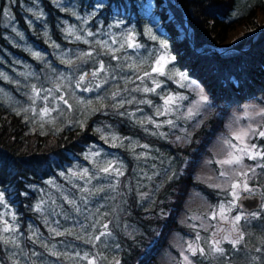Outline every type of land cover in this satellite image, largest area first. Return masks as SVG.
I'll use <instances>...</instances> for the list:
<instances>
[{"label": "trees", "instance_id": "1", "mask_svg": "<svg viewBox=\"0 0 264 264\" xmlns=\"http://www.w3.org/2000/svg\"><path fill=\"white\" fill-rule=\"evenodd\" d=\"M164 2L163 12L156 13L157 19L165 17L164 22L159 28H153L157 41L139 34L152 26L150 18L142 13H128L130 19L126 26L135 28L138 41L147 46L137 54L132 50L121 51L118 44L111 43L113 37L123 39L124 28H110V17L91 15L89 5L93 0H0V72L8 76L7 79L0 77V192L7 204V207L0 204V238L9 239L8 244L0 240V264H88L87 259L80 258L85 253L94 264H115V261L183 264L181 252L195 240L197 232L205 254L201 256L198 252L190 256L193 264H264V213L259 218L241 220L239 228L244 238L237 245L238 250L223 242L225 254L219 255L209 246L216 227L213 212L221 203L226 205L232 200L231 184H243L245 179L216 161L223 159L227 148L224 141L231 138L230 131L236 127V116L243 107L264 108V32L242 37L229 53H220L217 49L238 26L246 31L257 27V14L264 13V0ZM69 27L89 44L66 36L65 30ZM89 30L96 35L87 36ZM161 39L167 41L170 53L176 57L168 69L185 72L190 80L196 81L190 87H178L166 76L158 77L164 83L157 93L188 97L179 101V107L169 115L156 116L155 107L135 101L123 107L113 106L116 101L111 95L116 91L127 99H150L154 105L163 104L158 95L125 91L140 85L139 80L135 84L127 82V78L135 79V73L127 67L122 71L117 68L116 79L110 77L99 93L70 87L71 93L66 91V98L72 109L69 111L67 106L59 104L62 114L53 111L41 119L42 102L38 100L32 105L28 99L31 84L39 86L43 82L46 87H53L54 82L60 83L58 73L68 76L76 70L80 61L73 55L74 51H101L96 46L97 40L108 41V47L117 49V56L131 57L119 63H133L146 58L143 56L146 50L159 51ZM54 44L60 47L57 49ZM34 52H40L44 59L35 58ZM65 52L73 60L71 67L61 62V54ZM95 59L103 60L106 66L109 62L113 67L118 64L109 55ZM48 63L51 68L46 67ZM91 66V61L80 65ZM147 67L143 66L141 74ZM21 73L25 76H20ZM28 73L38 74L39 81ZM145 83L151 86L150 81ZM100 95L104 98L98 99ZM200 95H206L208 103L199 107L197 115L188 118V109L199 101ZM31 107H36V114L24 112ZM56 116L59 118L53 121ZM147 117L162 126L156 128ZM169 119L174 125L165 123ZM252 121L256 127L264 126V117L255 116ZM244 123L240 121L241 125ZM113 134L122 140L116 147L111 146ZM251 143L264 146V138ZM97 150H100L99 157L85 159L86 154ZM139 154L144 155L137 159ZM106 158L122 160L124 175L119 177L115 191L108 189L90 197V215L86 212L77 216L63 199V195L71 198L72 193L79 197L73 184L91 188L106 186L109 181L92 179L90 184H85L84 180L74 179L71 172L87 168L91 174L97 167L95 161ZM256 163L244 159L246 166ZM221 171L228 176H221ZM48 180H53L54 185H49ZM247 183L264 202V168H257L255 175L249 173ZM53 200L74 219L48 216L46 225L41 214L35 211V205L46 202L45 208L55 207ZM238 211L234 209L231 215ZM77 219L87 231L76 223ZM56 220L60 221L61 231L68 230L65 235L54 236L49 232V227L57 226ZM4 221L14 223L16 231L4 233ZM104 224H108L107 230L103 229ZM29 225L38 229L39 239L29 230ZM100 231L111 235L94 243L76 238L77 235L87 238ZM53 251L59 253V258Z\"/></svg>", "mask_w": 264, "mask_h": 264}, {"label": "snow or ice", "instance_id": "2", "mask_svg": "<svg viewBox=\"0 0 264 264\" xmlns=\"http://www.w3.org/2000/svg\"><path fill=\"white\" fill-rule=\"evenodd\" d=\"M164 0H93V3L89 5L92 9L90 13L93 16H96L98 13L104 18L108 19L111 18V23L108 24V27H116V28H124L123 31V39H117L115 37L112 38L111 43L113 45H119V50L126 52L127 50H132V52L139 54L141 49H147V46L143 43H140L137 39L138 32L135 28H130L126 26V21H129L128 13L135 12V13H142L145 17H148L152 20V26L148 27L145 31L140 32V35H147L152 41H157V35L153 34V28H159L163 22L165 17L161 16L160 19L156 18V13L159 10L163 12L165 8ZM5 14L7 11L5 10ZM171 20V17L167 18ZM103 27V24L101 25ZM65 35L68 37L74 36L75 40L82 41L85 44H89L87 39H83L80 35H75V30L72 27H69L65 30ZM96 33L89 30L87 32V36L93 37ZM96 46L101 51H79L73 52V55L76 57L77 60L80 61V65L88 64L90 61L92 62L91 68H82L80 65H77L76 70L68 76H65L63 73L57 74V80L60 81H67L65 83H53V87H46L45 84L42 82L37 86V84L30 85V94L28 95V99L31 101L32 105H36L37 101H41L43 106L40 108L39 115L41 119L45 116H49L51 112H61L62 109L58 107L59 104H63L67 106L68 110L71 111L72 105L69 103V100L66 98V89L71 87L74 90H78L81 92L91 93L97 92L99 93L100 90L104 87V85L109 83V78L111 77L112 80L116 79V70L119 68L121 71L127 67L129 71L135 73V79L127 78V82L134 83L136 80L140 81V85L137 87H133L132 89H125L126 92H142V93H152L154 95H158L161 100H163L162 105H154V102L150 99H140L136 100L135 97L131 99H127L125 97H121L119 91L113 92L111 98L116 101V104L113 106L116 107H123L125 103H132L135 101L137 104H147L149 107H155V115L156 116H163L169 115L173 112L174 108L179 107V101L187 100V96L183 95H173L171 93L163 94L157 93L158 88H162L163 81L158 79L159 76H166L168 80H172L174 83L177 84L178 87H190L196 84V81L190 80L188 75L185 72L173 71L172 69H168V64L173 63L176 60V57L170 53L169 45L166 40L161 39L158 41L159 43V51H145L143 54L146 58H141L137 62L133 63H119V61L123 60L125 62L129 61L131 57L124 55L123 57L117 56L116 52L117 49L108 47V41H99L97 40ZM55 48H59L58 44H54ZM34 57L37 59H44L40 52H34ZM100 55H109L111 56L112 60H117L118 64L113 67L109 62L106 66L103 60L95 59ZM61 62L66 64L67 66L71 67L73 64V60L71 57H68V54L62 53L61 54ZM144 65H148L146 70H143L141 74V69ZM46 67L51 68V64L48 63ZM55 72V69H52ZM76 72H79V75H76ZM103 74V75H101ZM156 74V75H153ZM21 75H24L23 73ZM29 76H35V78L39 81L40 77L36 73H28ZM0 76H3V73H0ZM178 77V79H176ZM7 79V77H4ZM51 80V77L47 78ZM150 81L151 86H149L145 81ZM107 91V89H105ZM60 93L59 96H56L54 93ZM117 97H120L117 100ZM98 99H103L104 96L100 95L97 97ZM79 99V98H77ZM208 103V98L206 95H200L199 101L196 102L193 107L188 109L187 116L191 118L194 115L198 114V109L200 106L206 105ZM194 108L197 111H194ZM31 111L33 114H36L37 109L36 107L25 108L24 112ZM95 111V109H93ZM119 115H125V113H119ZM134 115V114H132ZM245 116L249 119H254L255 117L249 116L248 113H245ZM256 116L264 117V108H261L259 111L256 112ZM149 123L154 124L156 128L161 127V124H157L151 117H147ZM51 122V121H49ZM143 123V121H141ZM166 124L172 126L174 125L173 120L169 119L165 121ZM161 135H164L161 133ZM258 138H264V126L261 127H253L251 124L247 125V127H243L238 129L237 131L232 133L231 139H226L224 141L225 146L228 148L226 158L216 161L219 165H227L233 172H236L238 175L244 177L243 181V191L255 194L256 189L249 187L247 183V179L249 178V173L255 175L257 168H264V146H259L257 143H251L252 140H256ZM127 139V138H125ZM179 139V137H178ZM122 143L120 137L112 135V147L118 146L117 142ZM236 141L237 143H233ZM93 147H96L93 145ZM142 147L147 148V145H143ZM144 154L137 155V159H140ZM90 156L95 159V157L100 156V150L95 152H90L89 154L85 155V159H89ZM245 157L248 160L257 161L254 166H246L244 165ZM95 164L97 165L95 171L93 173H89L87 168H84L81 172H71V176L77 180H84L85 184H90L92 179H108V184L105 186L104 184L100 185H93L91 188L83 185H76L73 184L74 188H77L78 192L80 193L79 197L76 196L75 193L71 194V198L68 195H63L64 201L70 206L72 211L79 215H84L86 212L90 215L91 208L89 205L91 204L90 197L97 196L102 192H105L108 189L113 191L116 190L118 186V180L120 176L124 175V163L122 160L116 159H104L103 161L96 160ZM241 168H246L245 171H239ZM97 173L102 174L97 175ZM60 176H64V172L59 173ZM220 175L223 177H227L228 173L225 171H221ZM151 179V177H149ZM47 183L49 185H54L53 180H48ZM58 187V186H57ZM219 187V185H216ZM240 187V184L232 183L231 184V195L233 200L228 202V207L226 208L225 204L221 203L218 208L219 212H213L212 218L214 219L216 215H219L221 219L225 223H230L231 228L227 231V234L223 235L222 237H217V232H224L225 229L221 228L217 231L212 233L210 237L211 243L210 248L215 254L224 255L225 249L221 247L223 242H227L231 244L233 249H237V245H239L244 236L243 232L239 228V224L241 220L247 221L250 217L259 218L261 213H264V202H258L257 210H253L247 208L246 205L243 203L237 204L236 202L240 200L239 195L235 191ZM58 190L59 187H58ZM79 200V204L78 201ZM44 203L41 202L35 205V211L41 214L43 218V222L47 225L49 224L48 216H63L65 220H72L74 217L66 210L63 209L61 205H56V202L53 200L52 205L49 208L44 207ZM0 204H3L7 207V204L4 200V195L0 192ZM57 208L60 210L57 211ZM234 209H239L238 213L234 217H229L227 213H231ZM99 211V208H97ZM47 212V215H45ZM88 216L85 215V219ZM16 217L13 215V221H15ZM196 219V218H194ZM57 225L56 227H49V232L54 236H63L68 232V230L61 231V224L59 220L54 221ZM77 224H80L81 228H84L87 231V228L79 221L76 220ZM5 226L3 227V232L8 233L10 231H16V225L9 224L8 221H4ZM94 226V225H93ZM103 229H108V224L103 225ZM29 230L36 236V239H39L38 229L29 225ZM235 233V235H233ZM70 234V233H68ZM111 235L108 231H100L98 234L89 235L87 238H83L77 235V239H84L85 243H94L95 241H101L102 237ZM4 244L9 243L8 238H0ZM201 240L200 233H196L195 240L187 244L185 251L181 252V256L183 257V264H193V261L190 259V256H196L197 253L201 256L205 254V249L201 247L198 241ZM35 243V240L33 241ZM47 248V245H44ZM55 245H53V249ZM238 250V249H237ZM51 251V250H50ZM260 251V249H257ZM188 253V254H185ZM53 255H56L59 258V253L52 252ZM33 255H38L37 253L33 252ZM77 256H80L79 253H76ZM81 259H87L88 264H94L93 259L88 258V254L85 253L84 256H80ZM115 264H120L119 261H115Z\"/></svg>", "mask_w": 264, "mask_h": 264}, {"label": "rangeland", "instance_id": "3", "mask_svg": "<svg viewBox=\"0 0 264 264\" xmlns=\"http://www.w3.org/2000/svg\"><path fill=\"white\" fill-rule=\"evenodd\" d=\"M245 1H247V0H243V2H245ZM241 9L242 8H240V11H241ZM256 25H257V27L255 29H250L249 31H246V29L244 27H242V26H238L235 30H233V31H231L229 33L227 39L217 49L218 52H220V53H229L230 51L233 50L232 47H233V45L235 44V42L237 40L241 39L242 37H245L246 35L252 34V33L264 32V13L263 12H260V13L257 14ZM0 73H3V72H0ZM21 74H20V76H22V77L25 76V75H21ZM5 76L8 77L7 74L3 73V76H0V77L3 79V77H5ZM58 82L63 83L60 80H58ZM65 84H67V83H65ZM66 91L71 93V88L70 87L67 88ZM59 108H60V106H59ZM257 111H259V109H257L253 105H246V106L243 107V110L241 112H239L237 114V116H236V122H237L236 127L232 128L231 131H230L231 138H232V133L233 132L237 131L240 128L247 127V125H249V124H251L253 127H256L254 125V122L252 121V119H249V118H247L245 116V113H248L249 116L255 117ZM64 112L66 114H68L67 111H64ZM187 113H188V111H187ZM58 118H59V116H56L55 119H53V121H56ZM240 121H245L244 125H241ZM233 143H237V142L233 141ZM227 152H228V148H226V152L224 154L223 159L226 158ZM237 184H240V187L235 189V191L239 195L240 199L243 198V197H246V196L256 195V192H255V194H251V193L243 191V184H241V183H237ZM231 191H232V189L230 190L229 193H231ZM230 197L233 200V197H232L231 194H230ZM225 206L227 208L228 204H226ZM216 212L218 213L219 209ZM227 215L231 218V217H234L236 214L234 216H232L231 213H227ZM215 219H216V227H215L214 231H217L218 229H221V228L225 229L224 232H217V237L219 238V237H222L223 235L227 234V231L230 230V228H231V224L230 223H225L221 219V217L219 215H216ZM233 235H235V233H233ZM182 263H183V257H182Z\"/></svg>", "mask_w": 264, "mask_h": 264}, {"label": "water", "instance_id": "4", "mask_svg": "<svg viewBox=\"0 0 264 264\" xmlns=\"http://www.w3.org/2000/svg\"><path fill=\"white\" fill-rule=\"evenodd\" d=\"M261 202L257 195L246 196L237 201V204L243 203L247 208L257 210V204Z\"/></svg>", "mask_w": 264, "mask_h": 264}]
</instances>
